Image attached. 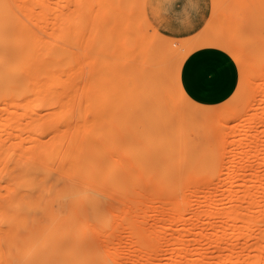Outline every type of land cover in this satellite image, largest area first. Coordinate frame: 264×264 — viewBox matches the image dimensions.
I'll list each match as a JSON object with an SVG mask.
<instances>
[{
  "label": "rangeland",
  "instance_id": "obj_1",
  "mask_svg": "<svg viewBox=\"0 0 264 264\" xmlns=\"http://www.w3.org/2000/svg\"><path fill=\"white\" fill-rule=\"evenodd\" d=\"M45 1H67L57 33L39 0H0V264H113L111 250L125 249L114 238L134 222L143 239L164 233L170 257L174 192L236 161L238 173L264 171V0H192V12L172 15L166 0ZM214 54L225 97L194 100L183 67ZM216 222L217 233L243 230L241 242L259 220ZM221 246L206 253L214 264Z\"/></svg>",
  "mask_w": 264,
  "mask_h": 264
},
{
  "label": "bare ground",
  "instance_id": "obj_2",
  "mask_svg": "<svg viewBox=\"0 0 264 264\" xmlns=\"http://www.w3.org/2000/svg\"><path fill=\"white\" fill-rule=\"evenodd\" d=\"M65 4H67V1L55 3V2H48L45 0H43V1L39 0L38 5L43 10L49 12V18H48L49 22H47V20H46L47 24L45 26L49 25V27H50L49 30L51 31V33L53 31L52 28L54 29V31H56L55 30L56 27L54 26L55 24L57 25V27H58V25L65 27V24L68 22L67 16L65 17V15L67 13L66 11L68 10L66 6L64 7ZM63 8H66V9H63ZM43 10H42V12H43ZM43 16H44V14H43ZM39 18H42V17H39ZM41 20L43 21V19H41ZM41 20L39 21V19H38V21H39L38 23L41 24ZM45 26H44V28H45ZM42 28H43V26H42ZM56 33H57V31H56ZM54 38L59 39L58 37H52V39H54ZM60 40H61V38H60ZM48 90H50V89H48ZM51 91H52V89H51ZM51 93L55 94L54 92H51ZM52 94H50V95H52ZM64 99H62V101ZM67 108L68 107H66V109ZM262 111L260 110L259 112H262ZM259 112H258V114H259ZM255 114L256 113H253L254 116H255ZM246 118H247V116H246ZM246 118H245L246 121H248L250 119L249 118L247 120ZM256 118H257V115H256ZM256 118L254 117L255 120H256ZM254 119L252 120V122L254 121ZM261 120H262V117H261ZM261 120L258 119V122L259 121L262 122L264 120V118L262 121ZM245 122H244V124H245ZM247 123H249V122H247ZM250 124H252V123H250ZM254 124H255V122L253 123V125ZM248 127H249V125H248ZM51 128H52V126H51ZM181 131H182V129H181ZM251 131H252V129H251ZM261 131H263L262 134L264 135V129ZM208 133H209V131H208ZM229 133H230V131H229ZM250 134H251V132H250ZM260 135H261V133H260ZM217 137H218V135H217ZM256 139H258V138L256 137ZM250 142H251V139H250ZM239 144H241V143L239 142ZM236 145H238V144H236ZM242 145H244V144H242ZM254 146H256V145H254ZM241 147L242 146H240V148ZM258 147L260 148V146H258ZM233 148H234V146H233ZM258 149L256 151H258ZM257 154H258V152H257ZM230 156H233V155H230ZM238 156H241V155H238ZM249 157L254 159V156L252 154H251V156L249 155L247 157L248 160L250 159ZM255 157H257V156H255ZM245 158H246V156L244 157V160H245ZM235 159H237L239 162V160L242 158L239 159V157H238ZM137 160H135V161H137ZM225 162H227V160ZM236 162H234L235 164L233 163L231 165L232 166L231 170L229 172H226L225 173L226 175L223 177L217 176V178H214V179H206L207 177L203 178L202 176L196 177V179L202 178L203 180L204 179H206V180H204V181L201 180V181H203V183L201 184L200 183L201 181L198 179L200 182L199 181H196V182L200 183V186H198L199 189H198V187L195 188L196 185H198V184L196 182H195L196 184L193 183L192 185L195 184V186H191V187H192V189H195V190H190V191H188V189L185 190L184 193H189V192L190 193L185 194V195L183 193V195L181 196L180 199H177V198H179L180 195L178 197H176L178 192L173 193L175 195V201H174L175 203L172 205L171 209L173 211L172 217H174V220H175L174 225L177 226L176 227L177 231L172 235L171 240H169L170 243L172 244L170 257H166L167 256L166 252L168 251L167 245H165L161 242V240L163 239L164 242L166 243L167 239H166V236L164 233L163 234L160 233L155 238H152L150 240H148L147 238L143 239L140 236V228L137 227L136 223L134 222V223H131L132 225L128 224L130 226V228L127 225V227L129 228V232H126L127 233L126 235L129 234L128 235L129 238H127V236L125 238L124 235H123L124 238H122L121 236L118 235L119 233H117L119 238L120 239L122 238L123 241H120V239L117 238L118 236L116 237L117 239L114 238V236H116V231L119 230L118 228H115V230L116 229H118V230H116L115 235H113L114 240H116V241H114V243L117 242V240H119V242L116 243L117 246H115L116 244L114 246L115 247L119 246V248H120L121 246L119 244H121V245L125 244L124 246H122V248H125V249H123L124 251L121 255L115 256L116 255L115 249L118 250V248L112 247V248H114V250L112 249L111 250L112 253L110 252L111 255H109V258L110 257L112 258V260L111 259L110 260L116 261L115 263H117V264H120L121 262H122V264H124V263L125 264H146L147 260L150 262V260H151L150 256L152 257V256L158 255L157 260H159V261L155 264H159V262L162 259L168 260V263H165V264H214V260H213L214 255L211 256L212 254L207 255L206 253L210 250H214V247H218V246L222 245L220 247L221 249H220V253L218 255L220 258L223 259L220 264H264V171H259V169H258V171H256V172H249L248 173V171H247L246 173L245 172L242 173V171H241V173H238L240 171L237 172L236 170L239 167V164H236ZM240 162H241V160H240ZM249 162H250L249 166L253 167L255 165L254 160H251ZM256 163H258V162H256ZM261 164L264 166L263 162ZM136 165H137V163H136ZM196 166H197V164H196ZM210 176H208V177H210ZM191 177L193 178L194 176L192 175ZM191 177H189L190 179L188 178L189 183H192L193 182L192 180H194V178L191 179ZM155 178L156 177H154V179H153L154 181H155ZM173 178H176V177H173ZM169 179L172 180V177H170ZM180 180H182V179L180 178ZM217 180L222 182L221 184H223L222 186H224V190H219L217 188L218 185L214 183V181H217ZM158 181H159V179H158ZM163 181H166V180L163 179ZM184 181L186 182L187 180H184V178H183L182 182L185 183ZM250 181H253L254 183L251 182L250 183L251 185H248L247 182H250ZM146 183H147V185H149L152 182L147 180ZM171 184H173V183H171ZM177 184H178V182H177ZM175 185H173V187H172V185H170V186H171V188L178 186V185L177 186H175ZM185 186H186L185 188H190V187H187L188 185H185ZM155 188H156V186H155ZM157 188H161V187H157ZM196 189H197V191H196ZM183 191L184 190H182V192ZM86 199L88 200V199H90V197H88ZM86 201H84L82 203L85 204ZM87 203H88V201H87ZM73 204H74V202H73ZM86 206H88V205H86ZM76 207H77V205H76ZM78 211L80 212L79 209H78ZM240 217L243 218L244 226H246V227H248L251 223H254L255 218H257L259 220V223L257 224V229H256L257 232H255L253 235H251V234L248 235L246 237V239L241 241V242H236L235 238L242 235L243 230L236 231L235 229H229L228 232L227 231L224 232V230H226V228L224 227V225H221L222 231L219 233L214 232V229H215L216 225L218 224L216 222L218 219H220L221 221L234 222L235 220L239 219ZM208 229H210V230H208ZM126 231H128V230H126ZM223 235H225V236H223ZM250 237H251L252 241H248V239H250ZM147 243H151L154 246V248L151 250V253L149 255H146L147 259L144 258V260H143L142 257H144V255L142 256V253L144 252V249H145ZM125 246H127L128 248L126 249ZM117 250H116V252H117ZM148 258H150V259H148ZM156 258H157V256H156ZM115 263H113V264H115ZM150 264H152V263H150Z\"/></svg>",
  "mask_w": 264,
  "mask_h": 264
},
{
  "label": "crops",
  "instance_id": "obj_3",
  "mask_svg": "<svg viewBox=\"0 0 264 264\" xmlns=\"http://www.w3.org/2000/svg\"><path fill=\"white\" fill-rule=\"evenodd\" d=\"M205 59V56L198 55L187 61L183 67L182 81L194 100L217 102L225 97L228 84L224 73L226 67L216 54L214 64L205 62Z\"/></svg>",
  "mask_w": 264,
  "mask_h": 264
},
{
  "label": "snow or ice",
  "instance_id": "obj_4",
  "mask_svg": "<svg viewBox=\"0 0 264 264\" xmlns=\"http://www.w3.org/2000/svg\"><path fill=\"white\" fill-rule=\"evenodd\" d=\"M165 7L169 14L183 13L188 14L192 12L195 5L192 0H166Z\"/></svg>",
  "mask_w": 264,
  "mask_h": 264
}]
</instances>
